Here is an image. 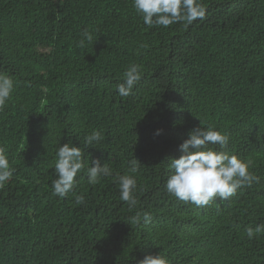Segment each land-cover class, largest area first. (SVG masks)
I'll return each instance as SVG.
<instances>
[{
    "label": "trees",
    "instance_id": "16d2710c",
    "mask_svg": "<svg viewBox=\"0 0 264 264\" xmlns=\"http://www.w3.org/2000/svg\"><path fill=\"white\" fill-rule=\"evenodd\" d=\"M200 3L203 19L165 28L145 25L132 0H0V73L15 81L0 112L14 169L0 188V264H139L149 254L264 264V232L246 234L264 226V0ZM132 63L142 78L120 97ZM199 119L230 138L210 147L251 161L258 177L202 208L165 189L167 163ZM93 130L105 140L84 149L77 205L73 193L53 195L55 152L69 141L83 149ZM97 159L112 175L91 185ZM118 175L135 177V208L120 200Z\"/></svg>",
    "mask_w": 264,
    "mask_h": 264
},
{
    "label": "clouds",
    "instance_id": "9594fccd",
    "mask_svg": "<svg viewBox=\"0 0 264 264\" xmlns=\"http://www.w3.org/2000/svg\"><path fill=\"white\" fill-rule=\"evenodd\" d=\"M132 6L141 16L143 23L148 27H168L178 22L191 24L193 21L203 19L206 9L200 0H132ZM87 36V33H85ZM91 40V37H87ZM83 44V41L80 42ZM142 78V66L130 64L123 73V82L116 85L117 94L120 97H128L133 94V89ZM15 89L14 79L0 73V112L7 107ZM200 120V119H199ZM201 126L193 129L189 138L179 145L182 155L179 158H171L167 163L171 170L170 176L165 182L166 191L184 203H191L197 207H205L219 198L228 200L234 197L238 190L251 187L258 177L250 171L251 161H246L237 155H231L226 151H218L213 147L218 145L224 149L229 144V136L226 133L214 130L211 126ZM162 130H157L159 135ZM105 140V135L93 130L83 138L84 148L74 146L71 141L63 145L59 144L55 152L54 173L56 179L52 182L53 195L66 198L69 193L75 195L77 205H86L85 196L75 194L78 185L77 176L85 171L84 149L93 147L94 144ZM131 172L138 170V161H130ZM88 182L95 185L102 177L112 175L107 164H101L100 160L92 161L86 169ZM14 173L6 154V149L0 147V188H3ZM118 186L120 200L126 202L130 209L135 208L138 201L135 196L137 182L134 176L118 175L115 178ZM139 220V217H137ZM144 223L151 221V214L143 213ZM264 232V226L247 228L248 239H254L257 234ZM139 264H168L166 257L147 255Z\"/></svg>",
    "mask_w": 264,
    "mask_h": 264
}]
</instances>
